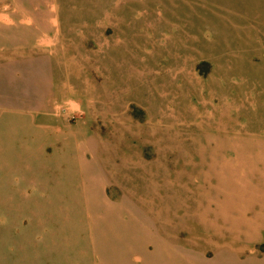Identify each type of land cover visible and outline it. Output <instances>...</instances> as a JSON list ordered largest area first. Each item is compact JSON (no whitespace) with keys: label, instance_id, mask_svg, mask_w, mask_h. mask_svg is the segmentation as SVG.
<instances>
[{"label":"rangeland","instance_id":"rangeland-1","mask_svg":"<svg viewBox=\"0 0 264 264\" xmlns=\"http://www.w3.org/2000/svg\"><path fill=\"white\" fill-rule=\"evenodd\" d=\"M264 262V0H0V264Z\"/></svg>","mask_w":264,"mask_h":264},{"label":"crops","instance_id":"crops-1","mask_svg":"<svg viewBox=\"0 0 264 264\" xmlns=\"http://www.w3.org/2000/svg\"><path fill=\"white\" fill-rule=\"evenodd\" d=\"M256 264H264V262H262V261H257Z\"/></svg>","mask_w":264,"mask_h":264}]
</instances>
